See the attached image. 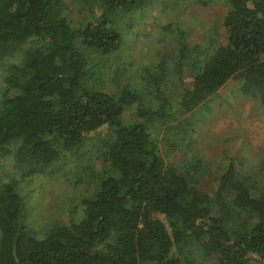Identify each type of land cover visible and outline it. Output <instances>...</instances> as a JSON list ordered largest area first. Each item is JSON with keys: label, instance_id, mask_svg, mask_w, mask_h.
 Masks as SVG:
<instances>
[{"label": "trees", "instance_id": "obj_1", "mask_svg": "<svg viewBox=\"0 0 264 264\" xmlns=\"http://www.w3.org/2000/svg\"><path fill=\"white\" fill-rule=\"evenodd\" d=\"M155 1L0 0V160L19 172L0 176V264H264V165L246 172L232 158L205 191L211 162L168 163L152 137L231 78L264 105V0H222L227 40L210 41L176 104L164 91L111 90L104 80L122 24ZM73 7L90 14L85 25L70 24ZM132 107L142 121L126 125ZM91 154L106 165L88 174L96 189L82 219L39 236L25 221L21 179L77 162L92 171Z\"/></svg>", "mask_w": 264, "mask_h": 264}, {"label": "rangeland", "instance_id": "obj_2", "mask_svg": "<svg viewBox=\"0 0 264 264\" xmlns=\"http://www.w3.org/2000/svg\"><path fill=\"white\" fill-rule=\"evenodd\" d=\"M173 2L156 0L151 9L135 11L127 17V24H122V48L106 58L108 70L104 80L108 88L118 90L129 84L144 93L164 91L176 104L184 87L191 84L192 64L204 59L206 54H200L210 41L216 39L220 44L227 40L224 27L227 5L222 0L207 5L192 0ZM89 19L90 14L78 7L70 11L69 21L75 28L85 25ZM25 52L23 47L15 57L23 58ZM178 71L182 73V81L178 79ZM242 90V81L231 78L193 112L162 125L152 134L168 163L196 158L211 162L210 171L200 184L205 191L217 186L219 176L232 158L246 172L264 165V105ZM148 97L159 106L154 93ZM135 108L130 109L129 117L126 110L122 116L124 124L142 121L138 116L132 117ZM188 116V125L174 128ZM92 156L85 160L92 171L87 168L78 172L77 162L53 175L21 177L19 192L28 213L24 211L25 221L39 236L54 225L82 219L83 199L96 189L95 179L88 174L102 171L106 165ZM17 173L9 157L0 160L1 177L9 178Z\"/></svg>", "mask_w": 264, "mask_h": 264}]
</instances>
